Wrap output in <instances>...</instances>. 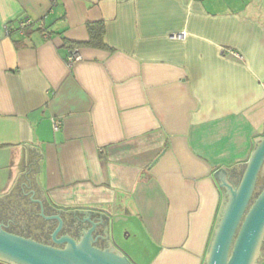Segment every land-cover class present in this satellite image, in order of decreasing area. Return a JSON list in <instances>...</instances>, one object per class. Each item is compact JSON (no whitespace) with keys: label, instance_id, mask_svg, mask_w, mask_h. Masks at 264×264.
I'll return each mask as SVG.
<instances>
[{"label":"crops","instance_id":"0c3cea01","mask_svg":"<svg viewBox=\"0 0 264 264\" xmlns=\"http://www.w3.org/2000/svg\"><path fill=\"white\" fill-rule=\"evenodd\" d=\"M263 135L264 0H0V202L100 213L131 264H203L214 174L237 186Z\"/></svg>","mask_w":264,"mask_h":264},{"label":"water","instance_id":"95a60500","mask_svg":"<svg viewBox=\"0 0 264 264\" xmlns=\"http://www.w3.org/2000/svg\"><path fill=\"white\" fill-rule=\"evenodd\" d=\"M31 150L35 149L31 147ZM263 166L264 135L255 143L237 186H231L225 181L223 170L220 169L214 174L223 199L203 264L255 263L264 238V186L255 196ZM66 212L83 214L82 220H78L93 228L102 226L107 240L109 222L104 215L90 211ZM94 215H97L94 219L96 222L90 220ZM59 242L66 243L67 246L64 249L52 248L0 229V257L21 264H131L117 250L111 248L110 244L105 250L93 247L89 234L79 242L69 237H63Z\"/></svg>","mask_w":264,"mask_h":264},{"label":"flooded vegetation","instance_id":"af4514ba","mask_svg":"<svg viewBox=\"0 0 264 264\" xmlns=\"http://www.w3.org/2000/svg\"><path fill=\"white\" fill-rule=\"evenodd\" d=\"M264 178L260 177L255 196L264 186ZM35 199V198H34ZM0 229L8 234L31 240L35 243L56 249H64L66 243L59 241L69 237L79 242L87 234L91 235L92 246L100 250L109 248L103 227L93 228L82 223L73 213L51 209L38 198L17 196L15 201L0 202ZM264 258V238L254 264H260ZM0 264H21L0 257Z\"/></svg>","mask_w":264,"mask_h":264},{"label":"rangeland","instance_id":"374dc122","mask_svg":"<svg viewBox=\"0 0 264 264\" xmlns=\"http://www.w3.org/2000/svg\"><path fill=\"white\" fill-rule=\"evenodd\" d=\"M123 221L124 218L121 217L119 221L114 224L115 227L113 229L112 238L114 244L117 247H120L123 254H125L129 259H131L129 255L136 257V255L140 253L141 251L140 242H137V240H135L134 237L132 236L133 232L137 233L135 228L132 229V226H130L128 223H125ZM130 234L131 236H129ZM139 237L142 240L140 234Z\"/></svg>","mask_w":264,"mask_h":264},{"label":"trees","instance_id":"16d2710c","mask_svg":"<svg viewBox=\"0 0 264 264\" xmlns=\"http://www.w3.org/2000/svg\"><path fill=\"white\" fill-rule=\"evenodd\" d=\"M87 29H88V34H89V42L87 43V45L94 47V48H103L105 46L103 42V35H104L103 24L102 23L89 24L87 25ZM15 32H17V30L12 31V33H15Z\"/></svg>","mask_w":264,"mask_h":264},{"label":"built area","instance_id":"2783aa9c","mask_svg":"<svg viewBox=\"0 0 264 264\" xmlns=\"http://www.w3.org/2000/svg\"><path fill=\"white\" fill-rule=\"evenodd\" d=\"M33 25V22L32 20L26 18L24 20H22L19 24H18V27H17V32L20 33L21 35L23 34L24 30L29 27V26H32ZM5 33L7 35H9L10 33V29L8 27H5ZM78 56L75 54V51H71L70 52V56L68 57V63L71 64L72 62L78 60ZM56 123L53 124V128L56 129ZM260 264H264V258L263 260L261 261Z\"/></svg>","mask_w":264,"mask_h":264}]
</instances>
